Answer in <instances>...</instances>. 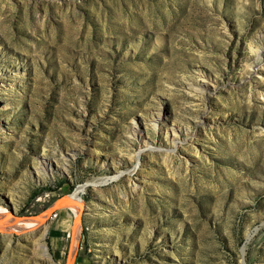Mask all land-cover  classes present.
Listing matches in <instances>:
<instances>
[{
	"label": "rangeland",
	"instance_id": "374dc122",
	"mask_svg": "<svg viewBox=\"0 0 264 264\" xmlns=\"http://www.w3.org/2000/svg\"><path fill=\"white\" fill-rule=\"evenodd\" d=\"M0 221V264H264V0H0Z\"/></svg>",
	"mask_w": 264,
	"mask_h": 264
},
{
	"label": "bare ground",
	"instance_id": "6f19581e",
	"mask_svg": "<svg viewBox=\"0 0 264 264\" xmlns=\"http://www.w3.org/2000/svg\"><path fill=\"white\" fill-rule=\"evenodd\" d=\"M260 61H262V60H260ZM159 119H161V118H159ZM158 125V122H156L155 123V126H157ZM174 134H176V133H174ZM46 164H45V162H44V164L42 165V167H40L39 165L36 167V170L38 171V173H41V174H43L45 171H46ZM85 190V185H82V186H80L77 190H76V192L69 198V199H67V198H64V199H62V201L60 202V204H59V206L58 207H60V206H64V204L65 203H68V202H71V203H75V204H77L76 206H75V209L76 210H79V207L81 206V202H80V200H81V192H83ZM67 206V205H66ZM77 206H78V208H77ZM63 208V207H62ZM48 212L49 211H47L46 212V214L45 215H47L48 216ZM80 214V213H79ZM79 214H77V215H79ZM19 219V218H18ZM40 219H42V218H38V219H31V218H29V219H22V220H16V224L18 225V227L19 228H24V229H27L28 228V223L29 224H36L37 223V221L38 220H40ZM37 224H39V223H37ZM41 226V225H40ZM78 236H79V233L77 232V235H76V238H78ZM76 239L74 240V245H75V249H76ZM43 249H44V252H45V255L46 256H48L49 257V249H48V247L46 246V245H43ZM72 254L74 255V249H73V245H72Z\"/></svg>",
	"mask_w": 264,
	"mask_h": 264
},
{
	"label": "water",
	"instance_id": "95a60500",
	"mask_svg": "<svg viewBox=\"0 0 264 264\" xmlns=\"http://www.w3.org/2000/svg\"><path fill=\"white\" fill-rule=\"evenodd\" d=\"M67 197H69V195L65 196L64 198H67ZM61 201H62V199H58L52 204V206L49 209L48 216L52 217V215L55 213V210L58 208ZM36 218H40V215H37ZM4 219H1V221H4ZM79 219H80V214L76 215L74 222L77 223ZM73 239H74V232H73V235L71 237V245L69 247V252H68L66 264H74L75 253H74V255L72 254L73 253L72 252Z\"/></svg>",
	"mask_w": 264,
	"mask_h": 264
}]
</instances>
